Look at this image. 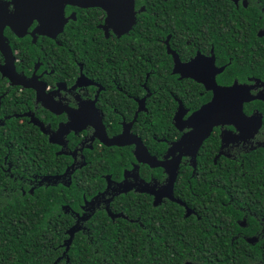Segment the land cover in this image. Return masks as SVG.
<instances>
[{"label": "flooded vegetation", "instance_id": "flooded-vegetation-1", "mask_svg": "<svg viewBox=\"0 0 264 264\" xmlns=\"http://www.w3.org/2000/svg\"><path fill=\"white\" fill-rule=\"evenodd\" d=\"M234 85L198 145L192 124L214 120L190 115ZM11 120L32 145L2 169L30 193L71 188L65 234L90 238L99 214L264 251V0H0V128Z\"/></svg>", "mask_w": 264, "mask_h": 264}, {"label": "trees", "instance_id": "trees-1", "mask_svg": "<svg viewBox=\"0 0 264 264\" xmlns=\"http://www.w3.org/2000/svg\"><path fill=\"white\" fill-rule=\"evenodd\" d=\"M162 32L166 34V29H155L154 37ZM163 56L156 58V65L161 59L165 63ZM174 93L185 100L183 92ZM197 100L189 105L197 106ZM169 109L166 118L174 109L172 100ZM23 131L13 120L0 128V264H264L259 241L251 245L222 234L177 236L166 233L161 225L149 239L135 230V224L111 223L99 214L92 219L90 238L76 234L65 252L69 235L64 231L70 222L61 216L60 206L69 203L71 188L39 187L30 193L21 185H12L2 169L5 156L17 161L24 145L31 149Z\"/></svg>", "mask_w": 264, "mask_h": 264}, {"label": "water", "instance_id": "water-1", "mask_svg": "<svg viewBox=\"0 0 264 264\" xmlns=\"http://www.w3.org/2000/svg\"><path fill=\"white\" fill-rule=\"evenodd\" d=\"M213 82V81H212ZM213 85L215 86V82H213ZM213 88V87H212ZM218 89V90H217ZM227 91H230V92H235L237 93V87L236 85L230 87V88H221V87H218V88H213V92H214V96L213 98L206 104L202 105L197 111L193 112L189 119H192V118H196V119H205V118H211L213 119L214 121H210V122H207V123H204V120L202 121H198L197 123L195 124H192V126L195 128L193 134L197 137L198 139V145L206 138L208 137L209 133H210V130H211V127L215 124H219L220 123V120H218L220 117L222 116H227V114H225L223 111L226 108L225 106V101H220L218 99L219 95L220 94H226ZM243 98L240 99L239 101H236L234 103V108L230 109V111H234L235 113V116L236 117H241L243 115V112H242V103H243ZM180 108H182V106L180 105L179 107V110ZM218 120V121H216ZM200 129L199 131H196ZM162 164V163H161ZM69 233V238L64 242V245H66V249H65V252L68 251L69 249V245L71 244L72 242V239H73V233L72 232H68ZM186 264H189V263H186ZM259 264V263H257Z\"/></svg>", "mask_w": 264, "mask_h": 264}]
</instances>
